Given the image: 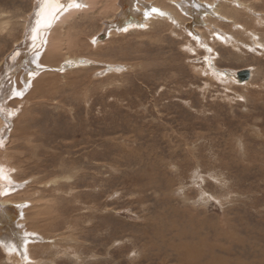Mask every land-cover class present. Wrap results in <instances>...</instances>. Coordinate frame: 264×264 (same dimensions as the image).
<instances>
[{"label": "rangeland", "instance_id": "obj_1", "mask_svg": "<svg viewBox=\"0 0 264 264\" xmlns=\"http://www.w3.org/2000/svg\"><path fill=\"white\" fill-rule=\"evenodd\" d=\"M241 1L212 25L186 15L109 36L115 11L101 1L109 11L64 25L79 42L71 55L93 62L63 74L60 56L44 65L10 100L0 154L21 185L11 201L35 205L41 234L25 264H264V0H244L250 16ZM35 2L0 0L11 25L0 62L25 40ZM246 69L243 83L224 74ZM17 238L3 231L0 264L25 258Z\"/></svg>", "mask_w": 264, "mask_h": 264}, {"label": "bare ground", "instance_id": "obj_2", "mask_svg": "<svg viewBox=\"0 0 264 264\" xmlns=\"http://www.w3.org/2000/svg\"><path fill=\"white\" fill-rule=\"evenodd\" d=\"M98 1L105 2L108 5L111 4V6L113 7L112 10L115 11V16L113 18L111 19L109 18V20L108 21L106 20V22L104 21L105 28L103 29L105 32H107V34H109V36H113L112 34L120 35L121 33L134 31V30H146L148 29L149 25H151V23L155 20L156 21L171 20L172 22H176L178 24L179 19L181 20L186 19L187 17L186 15H189L191 18L186 20H191V21L193 20L192 21L193 24L206 25V23H209L212 25V22L218 21L216 18L217 15L225 14L229 16V13H231V11L229 10H226L225 13H222L221 9L223 6L227 7L228 9H231L233 5L229 3L228 0H171V1L170 0H105V1L104 0H57L58 5H66V7H64L58 13V15L55 18H53L50 15V10L51 8L56 7L57 4H52L45 6L44 8H41L40 5L43 3V0H36V2L34 3V11L32 12L30 19L26 23L27 28L25 29L26 30L25 35L23 36L24 38L22 39L25 40L21 41L20 43L18 42L15 45L16 48L14 47L15 48L14 52H12L8 57H6L4 61L0 62V88H1L0 89V154H2V146L4 143H6L7 136L8 137L10 136L9 135L11 133V132L9 133V131H11L10 127L12 126L13 118L18 111V109L10 108L9 106V104L11 103L10 100H12L13 97L16 96L17 98H21L22 96L25 95V92L28 91L31 82L33 81L32 83H34L35 78L38 75H41L44 72L48 71L44 69V65L52 64V62L54 61L53 57L60 56L62 59L59 62V64L55 66L59 67L58 69L63 74L66 73L65 71L68 72V71H73L74 69L77 68L80 69L87 68L90 66V63L93 62L90 60L88 61L86 58L83 59L80 56L78 57L71 55L72 48L76 47L77 43L79 42L76 41L77 38L74 37L75 39L73 38L71 39L70 38L71 36L69 37L68 31H66V27L68 26L71 28V26L73 25L71 22L74 23L77 16L82 18H88L95 16V14L100 15L103 11H109V7L106 5L100 6L99 8L97 5ZM204 1L205 3L209 4L210 7H206L205 5H203L202 3ZM219 1H223L225 2V4L221 3L219 4L218 7H215V3ZM75 3H78L80 7L76 8L74 6H67ZM165 3H168V6H166L167 4L165 5ZM249 5L250 4L249 3L246 4L244 0L238 4V6L241 7L242 11L243 12L246 11L245 14L250 16V11L248 10ZM153 9H156V11L153 12L152 11ZM161 13H163V15H161ZM260 15L257 16L253 15L255 19L253 18L252 20L254 24L257 26H260L259 22L263 19L262 15L261 16ZM8 18L0 17L1 33L5 32L6 28L9 29V26H11L10 23L8 22L9 21ZM64 25H67L65 29H64ZM239 27L243 28L244 26L239 25ZM194 30L195 31L193 32V34L195 35V38L198 37L197 39L200 40L201 33L196 34L197 29L195 28ZM246 31L250 33V35L248 36H250V41L253 42V46H258V44H261L255 39V38L258 39L259 36H257L256 34H252L251 32L253 31H251V29L250 30L246 29ZM242 33L245 34V31L243 30ZM92 39L94 40V41L92 40V43L94 45L97 44L99 45L101 42H103L102 38H96L95 40L92 37ZM56 50L59 53L57 55H55ZM116 66L108 65L107 67L110 72L111 71L119 72L120 69ZM246 70H249L251 72L250 75L252 78L253 72L250 69H246ZM227 72L224 74H227L228 77L230 78L238 80L236 82L240 83L237 77V73L233 74L234 72L233 73L230 72L227 73ZM214 74L216 75L217 78L220 79L222 78L221 76L223 73L218 74L215 72ZM222 80H224L225 82L232 81V80H225L223 78ZM37 81L38 79L34 83L35 86ZM0 169H2V174H0V244L3 245V240L1 239L3 231L7 230L9 232L13 230L14 234L17 233L20 236V238L19 239L17 238L15 240L16 243L14 244H17V246L18 245L21 246V244L25 243L24 246L25 252L22 253V251H19L20 255L25 256V258L23 259L21 258L18 262L19 264H25V262H27L26 261L27 259L30 262L31 260L34 261V255L31 248L32 246L33 247L36 246L35 244L36 242L35 240H37L36 235L41 234L33 231L31 227L32 221L34 220L33 217L34 213L32 209L35 208V205L32 204L30 208L26 206L27 204L25 203H28L26 202V200H23V202L11 201L10 199L11 192L17 187L19 186L21 187V185L18 183H17L18 185H15L14 182L16 183L17 181H15L14 178H12V176H10L13 173V171L16 170L17 168L15 169L10 165L7 156L0 155ZM28 204L30 206V203ZM26 227H27L26 229L27 232L23 235L21 231ZM190 255L192 254L190 253Z\"/></svg>", "mask_w": 264, "mask_h": 264}, {"label": "snow or ice", "instance_id": "obj_3", "mask_svg": "<svg viewBox=\"0 0 264 264\" xmlns=\"http://www.w3.org/2000/svg\"><path fill=\"white\" fill-rule=\"evenodd\" d=\"M52 4H57V0H43V3L40 5L41 8H44L45 6H48V5H52ZM67 6H74L76 8H79L80 5L78 3H75V4H70V5H67ZM66 7V5H58L54 8H51L50 10V15L55 18L58 13L64 8ZM153 12L156 11V9H153L152 10ZM161 15H163V13H161ZM0 174H2V169H0Z\"/></svg>", "mask_w": 264, "mask_h": 264}, {"label": "water", "instance_id": "obj_4", "mask_svg": "<svg viewBox=\"0 0 264 264\" xmlns=\"http://www.w3.org/2000/svg\"><path fill=\"white\" fill-rule=\"evenodd\" d=\"M100 38L104 39V36H101ZM250 71L249 70H241L239 72H237V77L240 81V83H243L245 81L250 80L251 75H250Z\"/></svg>", "mask_w": 264, "mask_h": 264}]
</instances>
